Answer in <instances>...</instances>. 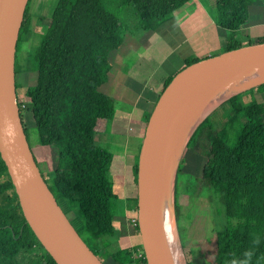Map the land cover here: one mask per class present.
<instances>
[{"label": "trees", "instance_id": "16d2710c", "mask_svg": "<svg viewBox=\"0 0 264 264\" xmlns=\"http://www.w3.org/2000/svg\"><path fill=\"white\" fill-rule=\"evenodd\" d=\"M190 1L59 0L36 48L38 76L26 90V108L18 97L22 118L24 110L30 109L42 145L55 153L54 173L49 181L42 173L45 180L60 205L64 202L71 208L70 203H78L85 226L83 235L77 231L104 264H147L142 243L114 253L107 249L115 236L118 196L107 176L112 154L96 143L95 135L106 132L116 117L114 99L99 92L112 68L110 54L122 48L130 17L135 19V33L156 31ZM257 1L215 0V21L229 32L220 37L225 39L222 52L242 46L235 36L248 23L249 7ZM30 2L18 51L31 34L27 28ZM259 42L264 37L252 43ZM197 61L187 60L186 65ZM172 79H167L164 89ZM255 93H264V84L228 100L232 115L227 125H240L232 146L224 136L227 125L217 131L209 115L187 147L206 159L201 179L224 220V228L215 232L209 264H264V102H257ZM151 114L144 118L146 126ZM139 154L134 166L136 185ZM132 206L138 210L137 194ZM175 207L182 247L192 264V249L178 223L177 202ZM136 230L140 236L138 224ZM21 255L28 257L27 264H57L27 223L0 155V264H18Z\"/></svg>", "mask_w": 264, "mask_h": 264}, {"label": "water", "instance_id": "95a60500", "mask_svg": "<svg viewBox=\"0 0 264 264\" xmlns=\"http://www.w3.org/2000/svg\"><path fill=\"white\" fill-rule=\"evenodd\" d=\"M29 2L0 0V155L27 223L56 263L104 264L73 226L50 189L23 124L17 93L16 55ZM263 73L264 42L252 43L186 66L161 93L146 126L138 160L137 218L147 264H179L165 223L164 203L170 155L189 109L203 95L209 96L210 105L237 85ZM262 84L264 81L224 101ZM210 114L192 131L186 147ZM175 192L174 182L171 213L180 236L174 212Z\"/></svg>", "mask_w": 264, "mask_h": 264}, {"label": "rangeland", "instance_id": "374dc122", "mask_svg": "<svg viewBox=\"0 0 264 264\" xmlns=\"http://www.w3.org/2000/svg\"><path fill=\"white\" fill-rule=\"evenodd\" d=\"M58 1L59 0H31L30 2L29 23L27 24V28L30 30L31 34L22 40L23 42L20 45L18 52L17 93L18 97L23 101L22 106H27L28 104V102L25 100L26 90L29 87L34 86L37 82L38 64L35 59L36 48L39 46L42 36L46 33L50 25L51 18ZM207 2L210 6L215 5V0H207ZM127 22L128 25L130 24V29H128L126 32V43L123 44L122 49L113 51L110 54V58L116 56L118 59V64L122 62L120 65H124V62L125 64L127 63V65L135 64L134 62H137L136 57L139 54L138 51H143L145 49L143 44L145 45L146 41L152 36L151 32H134V30H137V27L134 26V17H130ZM195 26L197 27V23H195ZM213 28L214 29L209 33V36H211L213 42H217L215 33L217 30L221 32V28L217 24L214 25ZM133 35H135V38H137L135 39V42L142 44L143 47L140 46V48H135V46H132L133 41H130L129 39ZM129 46L131 48H129ZM121 50H127V52L124 53ZM130 50H132L131 53H129ZM158 70L159 74L157 78H159L160 75L163 76L164 74L163 68H159ZM99 92L104 94L105 89H99ZM254 96L257 102H264V93H255ZM231 115L232 110L227 100L217 106L215 110L211 112L209 122L214 124L217 131H221L228 124V120ZM23 124L29 135L30 146L33 150L39 168L45 175L47 181H49V178L54 173L53 169L56 163L54 150H52L51 147L42 145L39 131L36 127L30 109L24 110ZM115 128L117 132L116 142L120 144V147L118 146L114 149V145H111V143L114 142L113 138H111V132L112 130L114 131ZM238 129H240V125H238V123L235 127L234 125L226 126V129L224 130V136L226 137V143L229 146L234 144ZM121 131L123 133L126 132L125 126L122 123L120 125L119 119L116 118L110 122L107 132H101L95 135L96 143L112 154V162L107 176L113 185L114 192L118 196L117 201L114 203V211L116 218H120L118 220L119 223L117 222L118 225H116L117 237L111 239V242L108 246L110 253H114L122 249H132L133 247L137 246L140 241V236L137 233L136 226L133 223V219L137 218V215H135V209L134 211L129 210V203L127 200L134 199L136 197L137 185L134 181L135 179L132 180V169L128 162L129 155L127 154L128 147H123L121 143V138H124L119 136ZM187 147L183 152L177 166L175 177L177 196L174 197V202L179 204L180 217L178 223L180 229L182 231L184 230V236L187 245L192 249L193 252L191 256L192 264H209L208 259L212 256V246L214 243L215 232L224 228V220L223 216L216 211V207L211 201L210 190L204 185V182L201 179V170L206 159L203 156L196 155L189 151ZM179 170H181L182 173L179 172ZM133 176L135 178V175ZM189 176H194L195 180L190 179ZM170 196L171 195H169L167 201V207L169 206V210L171 212L173 195L171 197ZM70 204L71 208L68 207L64 202H62L61 206L73 226L82 233L85 226V221L80 214L79 205L77 202ZM174 210V212H177L176 207H174ZM176 231V227L175 230H171V242L174 240L172 243H175L178 248H180V256L182 258L183 264H188L187 253L182 247L181 238L176 233ZM105 240L107 242L108 237H105ZM27 263V256L21 255L18 258V264Z\"/></svg>", "mask_w": 264, "mask_h": 264}, {"label": "crops", "instance_id": "0c3cea01", "mask_svg": "<svg viewBox=\"0 0 264 264\" xmlns=\"http://www.w3.org/2000/svg\"><path fill=\"white\" fill-rule=\"evenodd\" d=\"M215 20V5L210 6L207 0H191L156 31H148L152 33V36L145 45L143 44L145 49L138 51L135 64L127 65L124 62V65H120L122 62L118 64L116 56L110 58L112 65L110 72H112L111 74L109 72L107 82L100 89H105L104 94L114 99L115 119L118 118L120 125L122 123L125 126L126 132L121 131L119 136L124 137L121 138L123 147H128L127 154L132 169V180L135 179L134 166L146 130L144 118L154 110L167 79L174 77L184 69L187 66V60H201L223 53V40L225 39L220 37H227L229 32L218 25L221 32L216 31L217 42H213L209 33L217 24ZM235 37L242 46L264 37V0H258L249 7V21L236 33ZM135 39L137 38L133 35L129 40L133 41V47L140 48L142 44L135 42ZM121 51L127 52V50ZM159 68L164 69V74L157 78ZM116 128L111 132V138L114 140L111 145H114V149L120 147V144L116 142ZM127 200L129 210L134 211L132 199ZM135 215H137L136 210ZM119 218L115 216L114 238L117 237L116 225H118ZM139 240L138 244L141 243V238Z\"/></svg>", "mask_w": 264, "mask_h": 264}, {"label": "bare ground", "instance_id": "6f19581e", "mask_svg": "<svg viewBox=\"0 0 264 264\" xmlns=\"http://www.w3.org/2000/svg\"><path fill=\"white\" fill-rule=\"evenodd\" d=\"M264 81V73L260 74L254 78L244 81L243 83L237 85L227 93H225L219 100L215 101L214 103L208 105L209 96L203 95L200 97L193 106L189 109L187 115L185 116L181 127L179 128L177 137L175 139V143L172 148V152L170 155V162L168 167V176H167V188L165 192V203H164V210H165V223L167 230L171 234V230H175V223L172 213L169 210V206L167 207V201L169 195H173V185L175 182V172L177 171L178 161L181 154L186 149V143L188 141L189 136L191 135L192 131L195 127L199 124V122L204 119L208 114H210L221 102L225 99L229 98L233 94L239 92L242 89L249 88L253 85L259 84L260 82ZM170 196V197H171ZM173 234V233H172ZM174 240H172L173 242ZM171 247L177 262L179 264H183L182 258L180 256L181 250L178 246L171 243Z\"/></svg>", "mask_w": 264, "mask_h": 264}, {"label": "flooded vegetation", "instance_id": "af4514ba", "mask_svg": "<svg viewBox=\"0 0 264 264\" xmlns=\"http://www.w3.org/2000/svg\"><path fill=\"white\" fill-rule=\"evenodd\" d=\"M18 48H17V55H16V81L18 80V75H17V65H18Z\"/></svg>", "mask_w": 264, "mask_h": 264}, {"label": "built area", "instance_id": "2783aa9c", "mask_svg": "<svg viewBox=\"0 0 264 264\" xmlns=\"http://www.w3.org/2000/svg\"><path fill=\"white\" fill-rule=\"evenodd\" d=\"M23 107L25 108V105ZM133 223L136 226L138 224V218L133 219ZM139 255L142 256V253H140Z\"/></svg>", "mask_w": 264, "mask_h": 264}]
</instances>
